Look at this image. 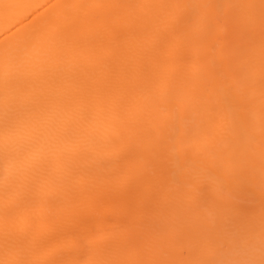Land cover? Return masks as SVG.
Here are the masks:
<instances>
[{
  "label": "bare ground",
  "instance_id": "1",
  "mask_svg": "<svg viewBox=\"0 0 264 264\" xmlns=\"http://www.w3.org/2000/svg\"><path fill=\"white\" fill-rule=\"evenodd\" d=\"M0 264H264V0H0Z\"/></svg>",
  "mask_w": 264,
  "mask_h": 264
}]
</instances>
